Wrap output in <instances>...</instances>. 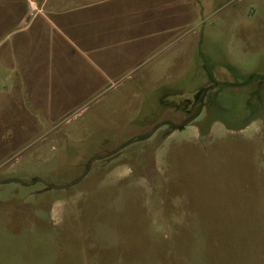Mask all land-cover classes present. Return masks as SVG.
Listing matches in <instances>:
<instances>
[{"label": "rangeland", "instance_id": "374dc122", "mask_svg": "<svg viewBox=\"0 0 264 264\" xmlns=\"http://www.w3.org/2000/svg\"><path fill=\"white\" fill-rule=\"evenodd\" d=\"M196 3L165 53L9 143L0 264H264V0Z\"/></svg>", "mask_w": 264, "mask_h": 264}, {"label": "crops", "instance_id": "0c3cea01", "mask_svg": "<svg viewBox=\"0 0 264 264\" xmlns=\"http://www.w3.org/2000/svg\"><path fill=\"white\" fill-rule=\"evenodd\" d=\"M197 12L196 0H0V157L165 53Z\"/></svg>", "mask_w": 264, "mask_h": 264}, {"label": "water", "instance_id": "95a60500", "mask_svg": "<svg viewBox=\"0 0 264 264\" xmlns=\"http://www.w3.org/2000/svg\"><path fill=\"white\" fill-rule=\"evenodd\" d=\"M188 122H173L172 124L175 126V127H181V126H184L186 125ZM154 131V130H153ZM153 131L151 133H153ZM149 133V134H151Z\"/></svg>", "mask_w": 264, "mask_h": 264}, {"label": "trees", "instance_id": "16d2710c", "mask_svg": "<svg viewBox=\"0 0 264 264\" xmlns=\"http://www.w3.org/2000/svg\"><path fill=\"white\" fill-rule=\"evenodd\" d=\"M208 88V87H207ZM205 92H207V91H205ZM203 96H204V94H203ZM184 126H181V127H174V126H171V128L172 129H176V128H183Z\"/></svg>", "mask_w": 264, "mask_h": 264}, {"label": "flooded vegetation", "instance_id": "af4514ba", "mask_svg": "<svg viewBox=\"0 0 264 264\" xmlns=\"http://www.w3.org/2000/svg\"><path fill=\"white\" fill-rule=\"evenodd\" d=\"M193 116H194V115H193ZM193 116H191V117L189 118V120L192 119ZM182 122H188V119H187V121H182Z\"/></svg>", "mask_w": 264, "mask_h": 264}]
</instances>
